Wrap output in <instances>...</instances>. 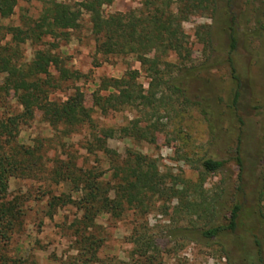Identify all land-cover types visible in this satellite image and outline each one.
<instances>
[{
    "label": "trees",
    "instance_id": "obj_1",
    "mask_svg": "<svg viewBox=\"0 0 264 264\" xmlns=\"http://www.w3.org/2000/svg\"><path fill=\"white\" fill-rule=\"evenodd\" d=\"M18 1L0 0V18L10 17ZM113 1L48 0L37 18L5 27V34L10 35L8 41L2 43L0 38V109H3L0 117V264H35L28 258L7 253L24 214L22 196L5 198V188L12 177L69 184V193L53 194L48 189L42 193L47 196L49 217L58 207L67 204L81 212L72 224L78 253L73 256L74 264L100 262L96 252L101 240L89 230L98 215H120L125 210H132L143 220L133 229L129 259L111 264H168L161 259V250L144 218L153 209L168 213V205L174 200L172 211L176 217L192 222L191 228L184 231L186 239L218 245L226 259L223 264H264V147L258 144L255 150L249 149L245 140L254 132L248 129L249 123L239 112L243 102L238 54L247 52L244 44L247 33L241 29L242 20L246 27L252 22L254 30L250 33L255 38L264 28L261 17L254 14L256 9L250 18L244 19L248 10L242 6L255 0H175L176 11L171 9L173 0H141L135 9L104 13L103 7ZM84 13L89 15L96 52L132 56L148 78L147 88L137 80L138 69L129 68L119 78H105L100 89L92 94L93 105L102 113L135 108L138 116L121 126L119 135L146 142L155 141V134L162 128L158 124L162 113H177L180 97L184 103L189 101L184 84L187 78H196L195 72L200 70L183 64L190 60L191 48L182 22L196 13L210 14L213 25L225 31L228 50L225 58L204 67L226 63L235 82L226 111L230 129L236 133L232 160L237 172L233 179L221 177L211 189L204 188L207 175L219 173L227 162L214 156L199 159L200 170L194 182L161 172L156 160L141 152L129 150L121 157L105 146L106 140L115 136L113 127L100 128L101 138L90 140L84 146L89 153L101 150L109 159L113 183L103 179L105 170L97 166H77L74 154L65 150V137L85 125L95 127L92 109L86 106L84 94L78 88L64 100L50 97L63 82L79 75L51 47L37 46L47 36L67 38L69 30L79 26ZM195 34L204 47L212 52L216 50L212 29L200 31L198 27ZM26 42L36 46L30 61L23 59L20 47ZM168 53L175 54L181 65L167 61ZM100 90L107 93L100 94ZM10 94L16 100L18 112L8 107ZM208 108L203 107L201 111L209 121L208 115L214 110ZM37 111L52 127V138H36L31 145L22 144L17 139L20 125L33 119ZM211 126L218 136L217 125ZM257 139L263 141L264 136ZM49 143H56V148L62 149L65 156L55 154L47 158L45 145ZM172 264L190 263L178 258Z\"/></svg>",
    "mask_w": 264,
    "mask_h": 264
},
{
    "label": "rangeland",
    "instance_id": "obj_2",
    "mask_svg": "<svg viewBox=\"0 0 264 264\" xmlns=\"http://www.w3.org/2000/svg\"><path fill=\"white\" fill-rule=\"evenodd\" d=\"M48 0H19L14 8V13L8 18H0V38L4 43L10 39L5 34L8 25H20L28 19L37 18L46 6ZM72 3L80 0H55ZM141 0H114L110 5L103 7L104 13L126 12L140 6ZM254 3V4H253ZM177 3H171V9L176 11ZM246 18H250L256 9V15L260 16L264 25V0L251 1L247 6H242ZM210 14L196 13L182 22V28L186 34L188 46L191 48V58L183 63L187 67L195 66L196 78H187L184 84V92L188 102H183L182 97L177 102L178 112H164L159 119L160 131L155 134L154 142L139 141L131 137H120L119 128L138 116L135 108H124L119 111L102 113L93 105L92 94L100 89L105 78H119L126 70L138 69V82L147 88L148 78L141 71L140 64L132 56L102 55L95 50V40L91 33L89 15L84 13L79 26L69 30V36L64 38L45 37L37 47H51L65 60L76 79L62 83L60 89L52 92L50 97L55 100H64L75 89L84 94L86 106L92 109L94 128L85 125L71 132L65 137L66 148L75 156L77 166L83 168L97 166L105 170L103 179L112 181L109 159L101 150L93 153L86 151L88 141L101 138L100 128L113 127L115 136L106 140L105 146L114 150L121 157L127 151L141 152L156 160L161 172L184 178L192 182L197 180L200 170L199 159L205 156H214L219 159H227L225 166L219 173L207 175L204 188L211 189L221 177L232 179L235 177L237 167L232 160L235 147V130L230 129V118L227 115V104L230 102L235 82L231 78L226 63H216L212 68L204 66L215 64L227 55L228 39L225 31L213 25ZM242 20L241 29L246 31L245 47L247 52L238 54L239 79L241 81L242 105L241 115L249 123L248 129L254 132L245 140L250 150L258 146L264 147V140L257 139L264 136V28L260 29V36L255 38L250 32L254 30L252 22L246 27ZM200 31L213 30L214 52L204 47L195 34ZM23 59L30 61L36 46L26 42L20 45ZM248 56V59H247ZM210 57V59H209ZM165 59L176 66L181 65L175 54L168 53ZM247 60H249L247 62ZM248 65V69L247 66ZM56 74V72L51 69ZM185 71L182 69L181 73ZM184 73V72H183ZM107 91L100 90V94ZM8 107L15 112L19 111L16 100L12 94L8 96ZM214 110L210 113L209 121L202 113L203 107ZM3 109H0V117ZM217 125V134H214ZM213 130V131H212ZM230 130V131H229ZM234 131V132H232ZM52 127L41 118L39 111L33 119L20 125L18 141L25 145L33 144L36 138H52ZM257 135V136H256ZM46 157L53 158L56 155L64 157L62 149L56 148V143L45 145ZM50 164V162H49ZM263 166H259L260 168ZM179 189L182 187L179 185ZM44 189L53 194L69 193L70 186L67 183H49L30 178H10L5 188V198L22 196L24 214L22 224L14 233L8 246L7 253L14 257L28 258L35 264H74L73 256L78 255L73 234L72 224L80 217L81 212L75 206L67 204L58 207L55 213L49 217L46 215V198L42 193ZM172 201L168 206V213L160 210H151L144 218L154 235L155 241L161 250V259L172 264L176 259L187 260L190 264H223L226 259L222 257L223 251L218 245L206 241H193L184 237V231L191 228L192 222L188 219L177 218L172 211ZM158 204V203H157ZM156 204V206H157ZM132 210H125L120 215L102 213L95 219L94 226L89 230L95 238L101 240V245L96 252L97 258L103 264H111L116 261H127L133 248L132 232L134 227L142 222ZM99 262V263H100ZM78 263V262H77ZM93 263L91 264H99Z\"/></svg>",
    "mask_w": 264,
    "mask_h": 264
}]
</instances>
